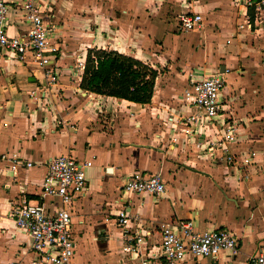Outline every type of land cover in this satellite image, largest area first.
Instances as JSON below:
<instances>
[{
  "label": "crops",
  "instance_id": "crops-1",
  "mask_svg": "<svg viewBox=\"0 0 264 264\" xmlns=\"http://www.w3.org/2000/svg\"><path fill=\"white\" fill-rule=\"evenodd\" d=\"M5 1L12 8L8 33L24 31L14 11L25 0ZM38 1L56 23L51 42L58 47V78L48 92L31 65L0 58V264L34 261L29 236L15 229L8 212L21 194L47 203L39 196L45 163L60 154L91 162L85 170L87 189L70 206L73 264H122L113 219L121 206L134 223L149 228L190 219L197 231L224 228L239 240L235 255L221 251L214 261L188 258L184 264H248L264 249V19L245 25L237 12L240 0ZM57 3H72L73 8L79 3L85 23L99 22V31L87 30V36H94L85 39L87 48L104 41L165 71L156 77L149 103L88 94L79 88V75L75 80L65 75L75 59L76 71L82 72L86 50L66 46ZM95 9L98 13L92 14ZM181 13L200 14L201 27L182 31ZM97 47L105 48L101 43ZM221 67L223 116L237 125V149L255 152L247 170L213 164L187 140L181 125L167 122L169 114H188L181 96L189 80ZM55 87L61 91L58 98L49 95ZM14 153L33 167L12 175L7 157ZM135 173L160 174L165 193L157 199L122 194L123 183ZM151 240L157 242L158 235Z\"/></svg>",
  "mask_w": 264,
  "mask_h": 264
},
{
  "label": "built area",
  "instance_id": "built-area-1",
  "mask_svg": "<svg viewBox=\"0 0 264 264\" xmlns=\"http://www.w3.org/2000/svg\"><path fill=\"white\" fill-rule=\"evenodd\" d=\"M237 5L238 15L243 17L245 25L264 19V0H240ZM11 11L10 5L0 0V58L31 65L39 71L44 84L54 85L58 78L55 65L58 47L51 42L56 31L51 11L38 0H25L14 15L26 29L10 35ZM202 20L198 13H181L178 27L185 32L196 30L201 27ZM236 28H242V24H237ZM235 32L236 29L229 31L231 36ZM79 65L82 69L83 62ZM224 86L223 73L218 70L189 80L181 96L188 114L175 118L169 114L167 122L181 125L187 140L210 162L239 170L251 163L254 154L237 149L236 124L223 116L224 103L220 95ZM8 156V168L14 176L20 170L33 167L32 162L23 161L15 153ZM90 166L91 162L79 161L70 154L51 157L45 163L46 172L39 193L47 203L27 199L21 194L11 205L8 216L15 229L26 233L31 240L32 264H73L75 240L70 206L87 189L85 170ZM121 191L125 195L145 194L157 199L165 193V184L158 173H135L126 179ZM113 219L119 230L122 264H184L188 258L214 261L221 251L235 255L239 250V240L233 232L224 228L197 231L190 219L158 222L149 228L144 223H134V218L123 206L116 209ZM154 233L159 240L150 242ZM248 264H264V249L252 256Z\"/></svg>",
  "mask_w": 264,
  "mask_h": 264
},
{
  "label": "trees",
  "instance_id": "trees-1",
  "mask_svg": "<svg viewBox=\"0 0 264 264\" xmlns=\"http://www.w3.org/2000/svg\"><path fill=\"white\" fill-rule=\"evenodd\" d=\"M79 88L98 96L150 102L157 71L134 57L113 50L87 49Z\"/></svg>",
  "mask_w": 264,
  "mask_h": 264
},
{
  "label": "rangeland",
  "instance_id": "rangeland-1",
  "mask_svg": "<svg viewBox=\"0 0 264 264\" xmlns=\"http://www.w3.org/2000/svg\"><path fill=\"white\" fill-rule=\"evenodd\" d=\"M198 1V0H196ZM72 3H57V6L58 8L60 9V16H59V19H60V26L62 27V30H63V37L64 39H66V46L68 47H74V50L75 51H83L87 49H103V50H106V51H109V50H113L115 51L114 49H112L110 47V44H107L106 42L102 41V42H97L98 45H100V43L105 46V48H98L97 46L98 45H94V47L92 48H87V44L88 42L85 40L86 38H89V37H94L93 35H90V36H87V30L89 29V26L90 27H93L91 30L92 32L94 33L95 30L99 31V22L97 20H94V18L92 19V23L94 24H88L87 22L85 23L84 20H83V9L82 7L78 6L79 3H75V5H77L76 7H72L71 6ZM81 5V3H80ZM97 14L98 13V9H95L92 11V14ZM93 17V16H92ZM93 21H96V22H93ZM101 25V23H100ZM180 28V27H179ZM61 30V31H62ZM93 43L96 42V40H91ZM91 42V43H92ZM117 52V51H116ZM119 53V52H118ZM76 59L73 61V65L72 67L67 71V73L65 74L66 76H69L71 79H76L77 75H79V77H81L82 75V72L78 73V71H76ZM142 62V61H141ZM74 66V67H73ZM157 76H160L162 77L163 74H165V71H163V69H157ZM173 77H175L174 75L175 74H171ZM57 83V81H56ZM55 83V84H56ZM54 84V85H55ZM52 85V86H54ZM42 88L44 90H48L47 88H49L48 92H50V88L52 86H49V85H46L44 83L41 84ZM51 94H54L57 98L60 97V94H61V91L58 90V88H54V89H51ZM72 90V89H71ZM82 90V89H81ZM82 92H85V93H88L86 91H83ZM81 92H75L73 93V95H80ZM88 94H92V93H88ZM95 95V94H94ZM108 127V126H106ZM237 127V125H236ZM241 138V137H239ZM251 153L254 154V156L252 157V161H254V158H255V152L254 151H250ZM253 162H251V164H246L243 168L244 170H247L249 169V167L252 165Z\"/></svg>",
  "mask_w": 264,
  "mask_h": 264
},
{
  "label": "water",
  "instance_id": "water-1",
  "mask_svg": "<svg viewBox=\"0 0 264 264\" xmlns=\"http://www.w3.org/2000/svg\"><path fill=\"white\" fill-rule=\"evenodd\" d=\"M223 70H224L223 67H221V68H220V72H223Z\"/></svg>",
  "mask_w": 264,
  "mask_h": 264
}]
</instances>
